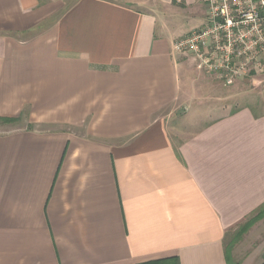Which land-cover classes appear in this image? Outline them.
Segmentation results:
<instances>
[{
	"label": "crops",
	"instance_id": "obj_1",
	"mask_svg": "<svg viewBox=\"0 0 264 264\" xmlns=\"http://www.w3.org/2000/svg\"><path fill=\"white\" fill-rule=\"evenodd\" d=\"M205 20L201 0H0V264H226L264 204V112L177 124L194 61L172 45Z\"/></svg>",
	"mask_w": 264,
	"mask_h": 264
},
{
	"label": "built area",
	"instance_id": "obj_2",
	"mask_svg": "<svg viewBox=\"0 0 264 264\" xmlns=\"http://www.w3.org/2000/svg\"><path fill=\"white\" fill-rule=\"evenodd\" d=\"M205 24L173 42V51L224 87L264 75V0H201Z\"/></svg>",
	"mask_w": 264,
	"mask_h": 264
},
{
	"label": "rangeland",
	"instance_id": "obj_3",
	"mask_svg": "<svg viewBox=\"0 0 264 264\" xmlns=\"http://www.w3.org/2000/svg\"><path fill=\"white\" fill-rule=\"evenodd\" d=\"M183 61L190 71L185 102L177 112V124H181L179 127L183 131H197L210 121L242 107H249L256 113L264 112V75L224 87L214 78L198 72L188 58ZM237 229L226 234L224 246L232 244ZM231 255L240 264L264 262V218L256 221L242 239L233 244Z\"/></svg>",
	"mask_w": 264,
	"mask_h": 264
},
{
	"label": "trees",
	"instance_id": "obj_4",
	"mask_svg": "<svg viewBox=\"0 0 264 264\" xmlns=\"http://www.w3.org/2000/svg\"><path fill=\"white\" fill-rule=\"evenodd\" d=\"M6 122H12V120H5ZM264 218V204L260 206L252 216L247 218L242 224H240L238 229L236 230L234 236H233V242L232 244H229L227 246H224V258L226 264H240L237 261H234L231 250L233 244L238 243L242 237L249 231V229L252 227V225L258 221ZM141 264H180L177 257H169L165 259H159L154 261H149ZM264 264V263H263Z\"/></svg>",
	"mask_w": 264,
	"mask_h": 264
}]
</instances>
